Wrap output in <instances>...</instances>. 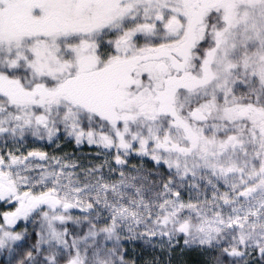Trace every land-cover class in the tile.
Wrapping results in <instances>:
<instances>
[{
	"label": "snow or ice",
	"instance_id": "snow-or-ice-1",
	"mask_svg": "<svg viewBox=\"0 0 264 264\" xmlns=\"http://www.w3.org/2000/svg\"><path fill=\"white\" fill-rule=\"evenodd\" d=\"M0 264H264V0H0Z\"/></svg>",
	"mask_w": 264,
	"mask_h": 264
}]
</instances>
